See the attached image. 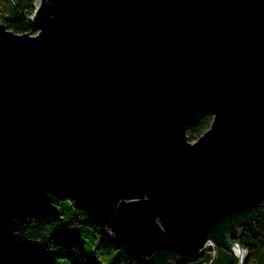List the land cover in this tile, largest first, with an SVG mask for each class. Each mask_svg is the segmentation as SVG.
Here are the masks:
<instances>
[{"label":"water","instance_id":"95a60500","mask_svg":"<svg viewBox=\"0 0 264 264\" xmlns=\"http://www.w3.org/2000/svg\"><path fill=\"white\" fill-rule=\"evenodd\" d=\"M25 24L0 22V188L73 198L138 261L256 256L233 225L264 196V0H38Z\"/></svg>","mask_w":264,"mask_h":264},{"label":"trees","instance_id":"16d2710c","mask_svg":"<svg viewBox=\"0 0 264 264\" xmlns=\"http://www.w3.org/2000/svg\"><path fill=\"white\" fill-rule=\"evenodd\" d=\"M8 4V10L1 8V2ZM34 0H0V22L6 28L21 33L29 28L25 17L34 11ZM211 114L201 112L195 115L187 125L186 135L198 137L210 124ZM67 201V204H65ZM71 207L72 217L65 220L62 214L64 206ZM254 227L242 225L239 235L245 241L258 243L254 256L255 244L242 243L245 249L243 264H264V196L254 210ZM89 226L91 237L97 238V245L104 253L116 251L114 264H150L131 257L122 247L115 244L89 216L79 207L73 198L60 195L50 189L33 190L27 186H8L0 188V264H96L86 258L78 241L72 236L69 227ZM213 256L205 251L203 257L193 261H179L174 264H234V254L225 249Z\"/></svg>","mask_w":264,"mask_h":264},{"label":"rangeland","instance_id":"374dc122","mask_svg":"<svg viewBox=\"0 0 264 264\" xmlns=\"http://www.w3.org/2000/svg\"><path fill=\"white\" fill-rule=\"evenodd\" d=\"M38 3V0H34V6ZM1 8L3 10H8V4L5 1L1 2ZM197 138V137H196ZM196 138H189V141H194ZM67 204V201L66 203ZM64 206V203L62 204ZM66 206V205H65ZM64 206V210L62 211L63 217L65 220H70L72 217V209L71 207L66 208ZM234 229L239 232L241 229V225H233ZM69 231L72 233V236L78 241L79 246L84 252L86 258L96 264H114L116 251H111L110 253L102 252L97 245V238L91 237V228L89 226H75L69 227ZM264 233V231H263ZM212 248V247H211ZM205 249V246H204ZM216 251H218L219 255L224 252V248L215 245ZM233 253V252H232ZM264 254V247L261 251ZM204 253L201 255L203 257ZM200 256V257H201ZM177 260H172L170 264H174ZM250 264H256V259H252Z\"/></svg>","mask_w":264,"mask_h":264},{"label":"built area","instance_id":"2783aa9c","mask_svg":"<svg viewBox=\"0 0 264 264\" xmlns=\"http://www.w3.org/2000/svg\"><path fill=\"white\" fill-rule=\"evenodd\" d=\"M204 246H205V251H210V255L211 256H213L215 254V250H214L215 245L211 241H209V240L206 241V243L204 244ZM209 246H210V249H208ZM229 251L231 252V250H229ZM202 264H209V262H204Z\"/></svg>","mask_w":264,"mask_h":264},{"label":"bare ground","instance_id":"6f19581e","mask_svg":"<svg viewBox=\"0 0 264 264\" xmlns=\"http://www.w3.org/2000/svg\"><path fill=\"white\" fill-rule=\"evenodd\" d=\"M234 246H236L238 248V253L241 255L242 258V264L244 262V258H245V251L243 249H241L238 245H236L235 243H232ZM231 252H233L231 250Z\"/></svg>","mask_w":264,"mask_h":264}]
</instances>
